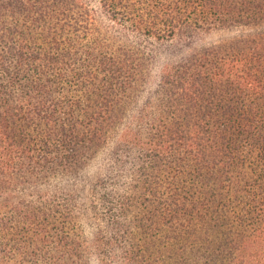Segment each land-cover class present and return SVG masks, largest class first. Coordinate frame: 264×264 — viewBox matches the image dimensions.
<instances>
[{
	"label": "trees",
	"instance_id": "trees-1",
	"mask_svg": "<svg viewBox=\"0 0 264 264\" xmlns=\"http://www.w3.org/2000/svg\"><path fill=\"white\" fill-rule=\"evenodd\" d=\"M0 264H264V0H0Z\"/></svg>",
	"mask_w": 264,
	"mask_h": 264
},
{
	"label": "rangeland",
	"instance_id": "rangeland-1",
	"mask_svg": "<svg viewBox=\"0 0 264 264\" xmlns=\"http://www.w3.org/2000/svg\"><path fill=\"white\" fill-rule=\"evenodd\" d=\"M232 35L222 32H214L198 36L197 40L200 45H218L231 39Z\"/></svg>",
	"mask_w": 264,
	"mask_h": 264
}]
</instances>
